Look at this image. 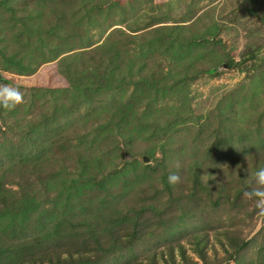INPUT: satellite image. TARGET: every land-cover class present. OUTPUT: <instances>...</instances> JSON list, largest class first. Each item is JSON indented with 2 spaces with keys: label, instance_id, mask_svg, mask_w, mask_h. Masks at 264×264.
<instances>
[{
  "label": "rangeland",
  "instance_id": "374dc122",
  "mask_svg": "<svg viewBox=\"0 0 264 264\" xmlns=\"http://www.w3.org/2000/svg\"><path fill=\"white\" fill-rule=\"evenodd\" d=\"M3 86L0 264H264V0H0Z\"/></svg>",
  "mask_w": 264,
  "mask_h": 264
},
{
  "label": "clouds",
  "instance_id": "9594fccd",
  "mask_svg": "<svg viewBox=\"0 0 264 264\" xmlns=\"http://www.w3.org/2000/svg\"><path fill=\"white\" fill-rule=\"evenodd\" d=\"M23 102V94L18 87L3 86L0 87V106L5 108H15L19 103ZM181 181L178 174L168 176L169 184H177ZM243 195L249 199H256L261 205V210L264 211V167H260L254 174V185L250 190H247Z\"/></svg>",
  "mask_w": 264,
  "mask_h": 264
}]
</instances>
